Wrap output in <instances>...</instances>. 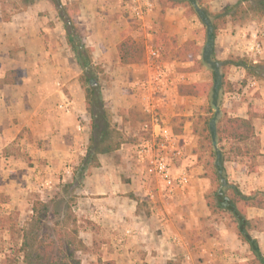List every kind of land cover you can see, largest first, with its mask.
I'll list each match as a JSON object with an SVG mask.
<instances>
[{
    "label": "crops",
    "instance_id": "1",
    "mask_svg": "<svg viewBox=\"0 0 264 264\" xmlns=\"http://www.w3.org/2000/svg\"><path fill=\"white\" fill-rule=\"evenodd\" d=\"M234 1L206 0L214 11ZM61 2L78 8L75 16L83 43L92 48V63L104 67L107 81L102 100L119 136L113 150L96 154L97 165L89 168L75 188L73 211L79 221L78 235L86 245L80 253L81 264H184L182 255L190 253L194 260H201L192 264L238 260L241 241L234 227L209 219L204 198L209 178L194 152L198 136L193 132V116L197 111L202 114L209 104L212 81L211 70L201 59V22L187 5L172 2L165 7L153 0L149 28L131 20L120 7L122 0ZM27 15L0 18V53L7 56L18 34L27 50L41 53V62L49 53L60 55L57 67L66 73L70 66L62 56L74 53L62 23L55 19V38L56 29L42 25L47 18L37 23V14ZM263 32V21L257 25L252 20L243 27L227 22L215 38V58L245 54L253 63L264 62V40L258 39ZM122 35L144 44L141 61L120 62L117 44ZM255 44L259 50L253 48ZM150 47L158 48V57L149 56ZM1 60L9 62L0 55ZM75 67L79 74L76 60ZM29 78L0 80V236L8 233L3 222L10 214L28 215L33 198L47 201L59 193L88 149L91 114L80 80L68 74L62 80H47L44 73L40 80ZM225 78L231 89L221 95L219 110L230 117H251L259 152L264 153V78L246 73L237 64L226 67ZM152 80H159L160 88L149 97L143 90L151 88ZM181 84L195 85L196 92L179 93ZM62 102H69L67 111L58 107ZM154 116L173 133L181 149L172 169H184L189 177L171 193L154 173L153 156L159 149L148 148L158 131ZM224 166L228 180L243 193L264 190L262 156H231ZM67 167L70 172L64 173ZM246 216L264 220V208L247 207ZM250 232L264 252V227Z\"/></svg>",
    "mask_w": 264,
    "mask_h": 264
},
{
    "label": "trees",
    "instance_id": "2",
    "mask_svg": "<svg viewBox=\"0 0 264 264\" xmlns=\"http://www.w3.org/2000/svg\"><path fill=\"white\" fill-rule=\"evenodd\" d=\"M55 6L66 31L67 42L74 52L77 62L84 74L92 64V48L85 46L79 39L78 28L75 26L78 8L73 17L67 9L69 4L61 0H50ZM175 4H185L189 12L196 15L204 28V44L201 48L202 62L211 70L212 81L209 86V104L203 114L197 116L200 123L198 128L193 122V132L199 137V148L207 151L211 159L212 188L205 195L211 214H228L234 222L237 238L247 245L252 257L246 264H264V254L251 229L256 228L260 220L249 219L246 216L247 207L264 208V190H256L249 194L243 193L236 183L228 180L224 162L231 156L250 155L252 158L262 156L259 152V139L255 135L251 117H230L219 110L221 95L231 89L230 82L225 78L226 67L230 64L241 65L246 73L260 76L254 69L264 64L253 63L244 56H234L218 60L214 56L215 38L227 22H236L248 15L264 16V0H235L225 4L220 10L214 11L206 0H166ZM34 0H22L24 6H29ZM118 57L122 64L137 63L145 54L144 44L134 40L129 35H122L117 44ZM91 82L93 77H84ZM245 80V79H243ZM195 85L178 86L179 93H195ZM86 109L91 114L90 146L86 155L73 170L70 181L62 184V189L73 190L78 187L89 168L97 165V153L113 150L117 145V138L112 142L107 140L110 131L107 130L109 120L103 107L100 92L96 85L85 89ZM106 126V131L102 126ZM114 133V130L111 131ZM228 141L230 146L225 148L221 143ZM105 143V144H104ZM251 144V145H250ZM52 223V225H51ZM79 221L73 213L68 200L63 201L60 192L47 201L33 198L29 218L19 228L20 243L17 253L21 254V264H81L79 253L86 250V245L78 235ZM56 251V252H55Z\"/></svg>",
    "mask_w": 264,
    "mask_h": 264
},
{
    "label": "rangeland",
    "instance_id": "3",
    "mask_svg": "<svg viewBox=\"0 0 264 264\" xmlns=\"http://www.w3.org/2000/svg\"><path fill=\"white\" fill-rule=\"evenodd\" d=\"M161 5L163 6H170V3L166 0H158ZM67 12L69 13L70 16L73 17V14L75 12V9L72 8L71 4H69V7L67 9ZM33 13L37 14L38 16V21L37 23L41 22V18H47V21L41 22L42 25L46 24L50 28H55L57 25V22L60 21L63 25L62 20L60 19L58 12L53 5V3L50 0H34L32 4L29 6H24L22 3V0H0V18L6 19L9 18L12 15H18V14H27ZM58 20L56 22V20ZM255 21L257 22V25L260 24L262 21L264 22V16L262 17H254L252 15H248L244 19L237 20L236 23L240 24L242 27L250 22V21ZM40 26V25H39ZM75 26L78 28V36L81 42L82 40V31L80 26L75 23ZM260 26V25H259ZM262 26V25H261ZM45 27V26H43ZM43 27H41L42 32H44ZM56 29V28H55ZM65 29V28H64ZM57 30H54V37L57 35ZM60 30V29H59ZM16 36V37H15ZM14 38H17L13 42V44H10V48H8L7 56L6 52L5 53H0V55L4 58L8 57V61L1 60V65H0V80H17L18 77L22 78H29L27 80H40V73H44L45 77L47 80H62V77L64 75H74L75 78L80 80L82 89L84 90L85 94V89L88 88L91 85H96V89L100 92V95L106 91L105 88V83L107 80H105V71L104 67H101L98 64H91L89 67V71H87L85 74L81 70L79 74H77L78 68H72V63L74 64V61L76 59L75 54L73 56H70L68 53H64L62 56L63 58L66 56L67 61L69 62V69H65L66 73L62 74V70L57 67V61H61L62 59L60 55H55V57L49 53L47 54V59L44 57L43 62L40 61V52H35L27 50V45L21 43V41H18L19 38H21V35L15 34ZM258 39L264 40V32L262 36H259ZM69 45V44H68ZM70 47V46H69ZM261 47V46H260ZM71 49V47H70ZM7 50V49H6ZM72 50V49H71ZM73 52V51H72ZM74 53V52H73ZM92 55V54H91ZM246 57L248 60H251L247 55H242ZM13 59V63H10L11 60ZM75 59V60H74ZM92 59V58H91ZM37 61V62H36ZM264 62L262 60L258 61L257 64ZM78 63V62H77ZM32 65V66H31ZM75 66V65H74ZM262 70L263 67H259L254 69V72L258 73L260 77H262ZM84 74L85 78H88L89 76L93 77V80L91 82H87L85 79H82L81 76ZM134 91H138L134 90ZM102 99V95H101ZM103 102V100H102ZM104 107V103H103ZM105 109V107H104ZM106 110V109H105ZM200 114V111H197L194 116H193V122H197L198 118L197 116ZM203 114V113H202ZM107 119L109 120V124L107 127V130L110 131V135H107V140H111L112 142L116 139L115 134L111 131L114 130L112 125H111V118L107 116ZM197 127H200V123H196ZM104 130L106 131V126H102ZM92 129L90 128V134L89 138L92 135ZM198 136V135H197ZM90 140V139H89ZM91 142L88 141V147L90 146ZM105 144V143H104ZM225 148L230 146V143L228 141H225L221 143ZM251 145V144H250ZM194 152L197 155L198 161L204 165V175L209 178V187L204 194L205 195L211 190L212 188V173H211V159L207 155V151H203L201 148H199V137H198V144L197 147L195 148ZM76 166V165H75ZM64 184V183H63ZM60 194L63 197V201L65 202L68 200L70 204L72 205V210H73V205L74 202L76 201V194H75V189L70 190H64L62 189V186L60 187ZM206 200V199H205ZM74 213V211H73ZM75 214V213H74ZM211 214V213H210ZM212 215V216H211ZM209 216V219L213 221H219L222 220L225 223H227L229 226L234 227V222L233 219L229 217L228 214L224 213H216V214H211ZM30 214H23V216L19 217L18 214H10L9 218H7L3 223H6L8 226V233L5 234L4 236H0V264H21V254L17 253V248L19 246V243L21 241L20 239V232L19 228L24 224V222L29 218ZM52 225V223H51ZM258 226L256 227L257 229L260 227H264V220H260ZM56 252V251H55ZM238 254H239V259H229L227 258L224 261H215L214 264H246V262L252 257V254L250 253L248 247L246 244L241 242L240 247L238 248ZM264 254V252H263ZM80 257V263H81V254L79 253ZM182 258L184 261H182L184 264H192L193 262L201 261L199 257H197V260L193 259V254L187 258L184 255H182ZM207 264H212V262H208Z\"/></svg>",
    "mask_w": 264,
    "mask_h": 264
},
{
    "label": "built area",
    "instance_id": "4",
    "mask_svg": "<svg viewBox=\"0 0 264 264\" xmlns=\"http://www.w3.org/2000/svg\"><path fill=\"white\" fill-rule=\"evenodd\" d=\"M120 5L134 23L144 28L150 27V24L147 23V17L151 15L154 9L153 0H122ZM253 48L259 50V45L255 44ZM148 54L151 58H156L159 56V50L158 48L150 47L148 49ZM157 77L158 76H156V79H158ZM158 81L159 80H152L151 88L144 87V93H147L149 96L151 93L157 92L160 88ZM58 107L67 111L69 109V102H62ZM152 122L154 126L157 127L158 131L150 138L148 148H150V151H152L154 147L157 148V150L159 149L153 156L154 173L158 181L165 188V191L171 193L174 187L184 185L188 182V173L184 169L178 171L172 169L174 157L181 154V149L177 146L173 133L163 125L156 116L153 117ZM69 172L70 168L67 167L64 173ZM175 241L177 243L180 242L179 239ZM185 256L188 258L189 254H185Z\"/></svg>",
    "mask_w": 264,
    "mask_h": 264
}]
</instances>
